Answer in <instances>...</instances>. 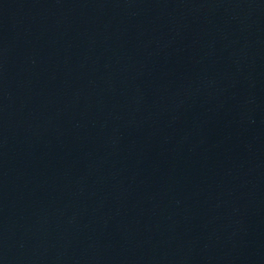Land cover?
<instances>
[{"label": "water", "instance_id": "water-1", "mask_svg": "<svg viewBox=\"0 0 264 264\" xmlns=\"http://www.w3.org/2000/svg\"><path fill=\"white\" fill-rule=\"evenodd\" d=\"M0 264H264V173L164 0H0Z\"/></svg>", "mask_w": 264, "mask_h": 264}]
</instances>
